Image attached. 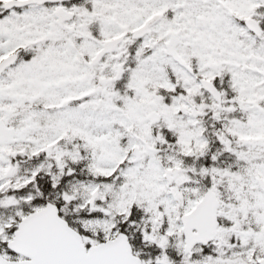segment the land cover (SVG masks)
<instances>
[{"label": "snow or ice", "instance_id": "snow-or-ice-1", "mask_svg": "<svg viewBox=\"0 0 264 264\" xmlns=\"http://www.w3.org/2000/svg\"><path fill=\"white\" fill-rule=\"evenodd\" d=\"M0 264H264V0H0Z\"/></svg>", "mask_w": 264, "mask_h": 264}]
</instances>
